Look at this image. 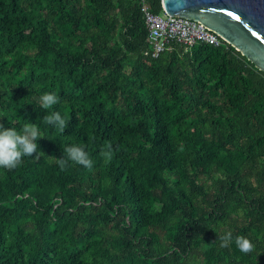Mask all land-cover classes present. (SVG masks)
Instances as JSON below:
<instances>
[{
    "label": "trees",
    "instance_id": "obj_1",
    "mask_svg": "<svg viewBox=\"0 0 264 264\" xmlns=\"http://www.w3.org/2000/svg\"><path fill=\"white\" fill-rule=\"evenodd\" d=\"M149 50L141 0H0V124L45 137L0 168V264H264V72L226 42ZM73 144L91 169H60Z\"/></svg>",
    "mask_w": 264,
    "mask_h": 264
},
{
    "label": "water",
    "instance_id": "obj_2",
    "mask_svg": "<svg viewBox=\"0 0 264 264\" xmlns=\"http://www.w3.org/2000/svg\"><path fill=\"white\" fill-rule=\"evenodd\" d=\"M163 12L201 23L264 72V0H161Z\"/></svg>",
    "mask_w": 264,
    "mask_h": 264
},
{
    "label": "clouds",
    "instance_id": "obj_3",
    "mask_svg": "<svg viewBox=\"0 0 264 264\" xmlns=\"http://www.w3.org/2000/svg\"><path fill=\"white\" fill-rule=\"evenodd\" d=\"M38 102L43 109H50L60 103V97L55 92H44L39 96ZM43 121L45 124L54 126L62 133L69 125V121L62 117L60 112L45 115ZM41 138L45 137L41 135L40 129L36 124H25L21 131H17L15 128H6L3 124H0V168L12 170L21 164L23 157H32L34 155L38 157L44 154L40 151L37 143ZM63 153L62 158L57 159L61 170H65L70 162L88 169L93 166L89 153L82 145L73 144L66 146L63 149ZM100 154L106 161H110L114 154L112 145L109 143L106 149L101 150ZM217 241H219L221 248H227L233 242V234L226 232L223 235H218ZM234 243L239 251L244 254L252 252L255 247L243 235L236 236Z\"/></svg>",
    "mask_w": 264,
    "mask_h": 264
},
{
    "label": "built area",
    "instance_id": "obj_4",
    "mask_svg": "<svg viewBox=\"0 0 264 264\" xmlns=\"http://www.w3.org/2000/svg\"><path fill=\"white\" fill-rule=\"evenodd\" d=\"M141 11L148 30L150 50L146 53L157 58L170 43H178L186 48L196 44L219 46L224 41L215 33L205 28L201 23L180 17L155 14L151 12L145 0H141Z\"/></svg>",
    "mask_w": 264,
    "mask_h": 264
},
{
    "label": "rangeland",
    "instance_id": "obj_5",
    "mask_svg": "<svg viewBox=\"0 0 264 264\" xmlns=\"http://www.w3.org/2000/svg\"><path fill=\"white\" fill-rule=\"evenodd\" d=\"M162 15H164L163 13H161Z\"/></svg>",
    "mask_w": 264,
    "mask_h": 264
}]
</instances>
